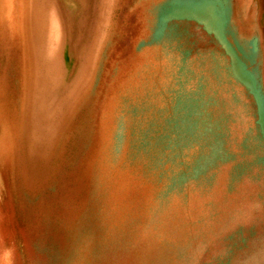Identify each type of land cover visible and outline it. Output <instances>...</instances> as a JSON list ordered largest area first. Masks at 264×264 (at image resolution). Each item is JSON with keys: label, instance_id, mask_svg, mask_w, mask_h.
<instances>
[{"label": "rangeland", "instance_id": "rangeland-1", "mask_svg": "<svg viewBox=\"0 0 264 264\" xmlns=\"http://www.w3.org/2000/svg\"><path fill=\"white\" fill-rule=\"evenodd\" d=\"M150 1L131 0L116 13L126 53L133 49L137 29L143 23ZM100 2L95 1L90 21L88 68L75 90L73 112L78 110L76 118L82 121L97 92L108 91L103 85L105 79L109 80V68L100 49L106 42L104 37L109 26L101 25L100 14L104 7ZM188 15V12L169 15L164 11L161 25L167 22L168 16ZM75 44L81 59V45L85 44L83 41ZM6 51L0 40V80L8 73L13 78L16 72L15 68H8ZM60 57L66 86L77 69L70 46L62 45ZM20 83V79L13 83L18 94ZM178 89H171L173 100L172 94L164 91L170 114L164 122L167 128L163 131L167 135L162 136L159 146L155 141L152 144L154 121L141 126L134 123L133 129L126 132L123 120L116 118L111 157L118 162L126 149L127 154L131 151L132 166H140L145 178L152 180L154 196L135 231H143L142 243L132 249L135 243L129 241L133 240L132 236L126 234L127 241L114 250L95 249L96 257L91 261L94 263L89 261L88 264H264V173L256 167L254 153L263 151L264 145L252 127L250 114L232 111L227 105L223 106L220 120L215 121L212 119L215 106H208L212 113H204L198 103H177V100H186L183 90ZM84 101L90 103L86 105ZM243 106L247 110L249 102L246 100ZM58 150L55 144L39 160L25 150L23 178L17 177L19 165L14 167L0 161V264H69L74 262L76 246L87 240L88 230L83 224L95 193L91 192V184L85 192L78 182L71 185L69 193L60 195V175L53 171ZM64 200L70 202L69 207L64 208ZM77 201L80 204L85 201L86 205L79 211V219L67 225L66 216L68 212H76L78 204L73 202ZM131 251H135L132 257L129 256ZM100 252H104V258ZM80 262L87 264L81 255Z\"/></svg>", "mask_w": 264, "mask_h": 264}, {"label": "bare ground", "instance_id": "bare-ground-1", "mask_svg": "<svg viewBox=\"0 0 264 264\" xmlns=\"http://www.w3.org/2000/svg\"><path fill=\"white\" fill-rule=\"evenodd\" d=\"M95 1L99 0H81L83 10L76 16L74 8L65 0H0V40L6 46L8 68L16 69L13 78L8 73L0 80V149L7 154L4 162L14 167L19 165L17 177L23 178L25 150L39 160L46 150L57 144V165L53 171L60 175V195L69 193L71 185L78 182L85 192L91 184V192L95 193L83 224L88 230L87 240L80 243V246L93 247L89 252L94 255L95 249H106L104 246L109 239H119L124 245L126 234L131 235L133 240L129 241L135 243L132 249L140 245L143 231H135L154 196L152 180L145 178L140 166H132L131 151L127 154L126 149L118 162L111 157L116 118L123 120L126 132L133 129L134 123L141 126L154 121L152 144L155 141L159 146L166 134L164 122L170 114L164 91H169L173 100L171 89L179 88L180 91L183 90L181 85H186L183 77L180 86L175 84V70L171 68L174 59L168 55L165 28L158 24L163 0L157 7H154L156 0L150 1L129 53L122 48L124 37L118 30L115 16L131 0H100L104 7L100 14L103 17L101 25L109 26L107 35L103 36L106 42L100 49L109 68V80L105 79L103 85L108 91L97 92L94 103L84 112L83 121L76 118L78 110L73 112L75 90L88 68L90 45L87 46V38L92 29L90 21ZM77 17L80 20H75ZM79 41L85 44L81 45V59L74 47ZM63 44L70 46L74 68H77L66 86L60 63ZM161 54L164 61L160 59ZM13 63L15 66H11ZM16 79L21 81L20 94L14 89ZM85 101L86 105L90 103ZM177 103L185 104L188 100H177ZM80 136L82 138L78 139ZM83 202H73L78 204L76 212H68L66 224L79 219V211L86 205ZM69 203L64 200V208L69 207ZM115 230L121 232L119 237ZM110 231L115 232L112 238ZM83 251L87 250L80 249ZM100 256L104 258V252H100Z\"/></svg>", "mask_w": 264, "mask_h": 264}, {"label": "crops", "instance_id": "crops-1", "mask_svg": "<svg viewBox=\"0 0 264 264\" xmlns=\"http://www.w3.org/2000/svg\"><path fill=\"white\" fill-rule=\"evenodd\" d=\"M159 2L157 0L154 7ZM161 2L162 12L189 14L188 17L168 16L162 25L165 28L164 40L169 44L168 55L174 59L171 68L175 70L176 86H180L183 77L187 87L181 85L185 90L184 97L188 102L202 105L204 113L210 111L208 106H215L212 118L215 121L220 120L223 106L227 105L232 111L250 114L252 127L264 145V0ZM160 59L164 61L162 54ZM246 100L249 102L247 110L243 106ZM254 153L256 167L264 173V149ZM6 155L0 149L2 164H5ZM114 233L110 231V238ZM107 243L106 249L122 246L119 239H109ZM75 249L74 262L69 264L82 263L80 255L84 263H94L91 261L95 255L89 252L93 247L78 244ZM80 249L87 251L80 252ZM134 253L131 251L129 256H134Z\"/></svg>", "mask_w": 264, "mask_h": 264}, {"label": "water", "instance_id": "water-1", "mask_svg": "<svg viewBox=\"0 0 264 264\" xmlns=\"http://www.w3.org/2000/svg\"><path fill=\"white\" fill-rule=\"evenodd\" d=\"M69 6H71L72 8H74V12H75V15L78 16L79 13L82 12L83 10V5L81 3V0H65ZM69 2H72V3H69ZM75 20H80L79 17H77Z\"/></svg>", "mask_w": 264, "mask_h": 264}]
</instances>
